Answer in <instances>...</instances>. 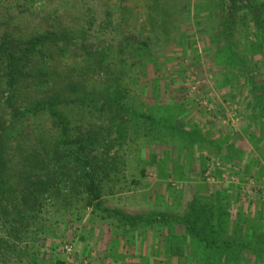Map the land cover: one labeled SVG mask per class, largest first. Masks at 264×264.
Instances as JSON below:
<instances>
[{
  "label": "rangeland",
  "instance_id": "obj_1",
  "mask_svg": "<svg viewBox=\"0 0 264 264\" xmlns=\"http://www.w3.org/2000/svg\"><path fill=\"white\" fill-rule=\"evenodd\" d=\"M225 3L50 0L33 9L0 0L1 42L43 31L54 10L58 26L78 34L89 33L91 7L97 20L90 37L46 60L42 87L33 77L9 89L0 65L9 182L0 264H264V0L241 2L229 24ZM56 92L70 139L99 132L89 151L114 167L98 170L91 205L74 163L62 195L34 197L33 154L60 144L62 131L32 107ZM208 222L226 232L212 236ZM192 227L251 251L222 253Z\"/></svg>",
  "mask_w": 264,
  "mask_h": 264
},
{
  "label": "trees",
  "instance_id": "obj_2",
  "mask_svg": "<svg viewBox=\"0 0 264 264\" xmlns=\"http://www.w3.org/2000/svg\"><path fill=\"white\" fill-rule=\"evenodd\" d=\"M28 5L31 8L35 9L36 6H42L47 1L50 0H26ZM245 0H226V9L228 14V19L226 20V24L230 23V16H232L233 12L240 6L241 2ZM86 7V5H85ZM29 10V9H28ZM57 10L51 11L43 17L50 24L48 27H43V31H38L33 36L26 37L25 39L21 37H16L14 34L10 35V37H5V41H0V65L5 67L6 76L8 77L5 85L9 89L19 90L25 84H27V80H31V78L36 77L35 86L42 87L44 83H50L48 78L50 74L48 73L46 60L49 57H52L56 50H62L63 53L68 49H72V47L78 44L79 40L83 38L90 37V29L93 30V27L96 25L97 20L95 14L92 12L91 7V19L90 25L86 29L89 33H85V31L81 34H78L77 31L64 30V28L59 27V17L56 13ZM111 9H107L106 15L109 18L111 15ZM88 21V22H89ZM45 23V22H44ZM62 44V47L60 46ZM62 48V49H61ZM2 54V55H1ZM104 56V55H102ZM102 60V57H101ZM97 68L104 67L102 63H98L96 65ZM40 79V80H39ZM3 91L2 82L0 81V94ZM65 99H62V94L60 92H56L52 97L47 99L46 101H39L36 104H33L32 110L35 114H48L54 126L61 130L60 137H62V142L51 143V149L43 148L42 152H36L33 154L34 159L30 164L31 176L34 181V197L35 199H41L45 196L46 193L54 194L56 196L62 195V186L65 183L71 186L73 181H70L68 178L65 179L68 175L64 172L66 165L75 164L74 175L76 180V188L81 192H86L89 197V204H93L100 200V194L97 191H100L99 182L97 177L98 170H102V176L107 175V171L114 170V167L108 163L104 162L100 157H92L94 156L90 153L89 149L91 148V152H93L94 144L98 143L102 140V135L97 132H91L89 135H81L79 133L77 136L71 138V133L68 126V119H66L64 113L62 112ZM85 99L79 103L82 107L86 106ZM117 108L118 101H116V105L110 106V108ZM1 110V109H0ZM5 121L2 119L0 115V196L6 195L9 182L6 173L7 168V158L5 155V146L3 144V133L5 131ZM69 131V133H68ZM73 136V135H72ZM70 142H69V141ZM62 144L64 147H62ZM72 149H74L72 151ZM74 152V153H70ZM105 155V153H104ZM100 164V165H99ZM105 168H108L105 170ZM99 174V176L101 175ZM70 176V175H69ZM99 204V203H97ZM18 220H25L27 218V214L23 211H18ZM213 215H211V219H213ZM136 217H131L128 219H134ZM18 220H14L13 222H17ZM213 231L211 235L222 234L225 229L221 231H217V229L213 228L210 223L206 224ZM194 229V230H193ZM194 235H196L201 241L208 243V246H214L216 249L222 253L232 254L235 252L242 253L251 251V245L245 244L241 241H212L208 236L209 234L205 231H201V228L192 227ZM226 232V231H225ZM211 246V247H212ZM246 255V253H245Z\"/></svg>",
  "mask_w": 264,
  "mask_h": 264
},
{
  "label": "built area",
  "instance_id": "obj_3",
  "mask_svg": "<svg viewBox=\"0 0 264 264\" xmlns=\"http://www.w3.org/2000/svg\"><path fill=\"white\" fill-rule=\"evenodd\" d=\"M67 249H68V247H67ZM70 250V248L68 249V251Z\"/></svg>",
  "mask_w": 264,
  "mask_h": 264
}]
</instances>
